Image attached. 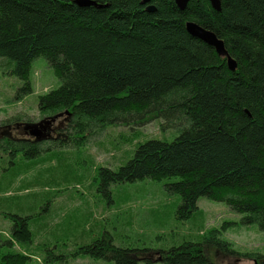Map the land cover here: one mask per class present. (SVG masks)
<instances>
[{
    "label": "trees",
    "instance_id": "trees-1",
    "mask_svg": "<svg viewBox=\"0 0 264 264\" xmlns=\"http://www.w3.org/2000/svg\"><path fill=\"white\" fill-rule=\"evenodd\" d=\"M90 1L0 0V69L19 78L15 99L33 91L32 64L42 57L60 84L38 96V108L42 118L65 117L54 136L0 135V176L23 159L82 147L109 126L133 129L158 119L174 137L144 139L116 168L98 166L97 189L111 200L113 185L163 181L180 197L179 220L193 216L205 197L264 231V0H220L219 10L208 0H189L183 9L151 0V11L141 0ZM187 22L212 31L224 53L190 34ZM23 121L31 119L0 125ZM0 213L9 224V237L0 234V264H31L15 245L33 244L30 224L39 213ZM100 227L82 228L90 240L73 247L71 258L151 264L149 247L118 244ZM45 244L44 263L66 260ZM207 247L264 264V253L235 250L218 229L156 252L164 264H216Z\"/></svg>",
    "mask_w": 264,
    "mask_h": 264
},
{
    "label": "rangeland",
    "instance_id": "rangeland-1",
    "mask_svg": "<svg viewBox=\"0 0 264 264\" xmlns=\"http://www.w3.org/2000/svg\"><path fill=\"white\" fill-rule=\"evenodd\" d=\"M31 81L33 91L15 99L19 78L0 69V121L18 116L31 119V122L1 124L0 135L36 138L31 130L39 129L42 137H50L64 125L63 114L42 118L38 108V96L60 84L44 58L33 61ZM165 131L160 128L158 119L133 129L123 125L109 126L82 147L66 148L48 157L41 154L23 159L15 166V171L0 176V183H6L0 185L1 212L39 213L30 224L33 244L29 249L18 244L15 249L28 254L31 264H46L42 259L45 243L54 246L55 253L64 254L66 259L49 264H117L101 258L74 259L69 255L73 247L90 240L80 236L82 228L100 222L102 230L117 235L118 244L149 247L152 251L147 257L151 264H164L157 250L213 229H218L221 237L237 251L264 253V231L256 224H243L242 215L231 211L223 202L200 197L193 216L179 220L175 210L180 197L167 192L163 181L145 179L113 185L111 200L97 189L98 166L116 168L144 139L170 140L174 137V133L166 134ZM8 227L0 213V234L9 237ZM206 252L216 264H252L249 259L226 257L209 247Z\"/></svg>",
    "mask_w": 264,
    "mask_h": 264
},
{
    "label": "water",
    "instance_id": "water-1",
    "mask_svg": "<svg viewBox=\"0 0 264 264\" xmlns=\"http://www.w3.org/2000/svg\"><path fill=\"white\" fill-rule=\"evenodd\" d=\"M150 1L151 0H141V3L142 4H148ZM174 1L180 9H183L189 0H174ZM209 1H210L211 6L214 9H216V10L220 9L219 0H209ZM74 2L77 3L78 5L95 4L93 1H90V0H74ZM146 9L149 11L154 10V6L151 4H148ZM186 28L190 34H192L193 36L203 40L207 44L213 46L218 53H224L225 49L223 46V42L221 40H219L213 32H211L207 29H204L203 27H201V26H199L193 22H187ZM227 63H228V66L230 69L234 68V61L232 58L229 57L227 60ZM27 126H29V125H27ZM31 133L33 135H35L36 138H40L43 136V135H41V132L39 129H33V130H31Z\"/></svg>",
    "mask_w": 264,
    "mask_h": 264
},
{
    "label": "flooded vegetation",
    "instance_id": "flooded-vegetation-1",
    "mask_svg": "<svg viewBox=\"0 0 264 264\" xmlns=\"http://www.w3.org/2000/svg\"><path fill=\"white\" fill-rule=\"evenodd\" d=\"M209 1V0H208ZM209 3H210V1H209ZM219 3H220V0H219ZM211 5V4H210ZM205 29V28H204ZM210 31V30H209ZM212 32V31H211ZM216 36V35H215ZM219 39V38H218ZM220 40V39H219ZM222 41V40H221ZM223 42V41H222ZM224 46V45H223ZM225 49V48H224Z\"/></svg>",
    "mask_w": 264,
    "mask_h": 264
}]
</instances>
